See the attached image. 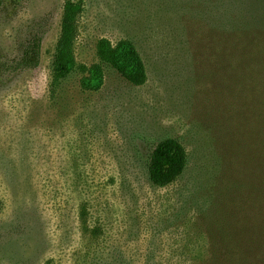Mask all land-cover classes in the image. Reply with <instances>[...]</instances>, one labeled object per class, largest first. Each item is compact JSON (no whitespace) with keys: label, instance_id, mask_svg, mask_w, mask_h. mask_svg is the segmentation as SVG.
I'll list each match as a JSON object with an SVG mask.
<instances>
[{"label":"rangeland","instance_id":"1","mask_svg":"<svg viewBox=\"0 0 264 264\" xmlns=\"http://www.w3.org/2000/svg\"><path fill=\"white\" fill-rule=\"evenodd\" d=\"M66 1L0 0V264H264L263 70L204 12L72 0L76 64H100V40L127 39L147 81L104 65L97 92L80 74L53 90ZM35 36L39 66L17 69ZM167 138L190 165L156 188L148 158Z\"/></svg>","mask_w":264,"mask_h":264},{"label":"trees","instance_id":"2","mask_svg":"<svg viewBox=\"0 0 264 264\" xmlns=\"http://www.w3.org/2000/svg\"><path fill=\"white\" fill-rule=\"evenodd\" d=\"M173 9V15L180 17V9L189 11L196 17L202 12L210 17L212 29L220 33V38L234 45L242 46L241 56L254 60L257 69L264 72V0H165L162 9ZM83 11L81 1L67 0L63 6L61 32L52 61L53 90L63 80L80 74V87L85 92H97L104 84L103 66L118 73L127 83L140 87L147 81V71L135 45L130 40H121L112 45L108 40H100L96 53L100 64L89 68L77 65L73 58V43L77 34L78 17ZM221 15H218V13ZM213 22V23H212ZM210 27L211 25H209ZM256 49V50H255ZM41 40L37 36L26 43L20 60L19 70L35 69L39 66ZM256 69V70H257ZM259 81L263 78L260 74ZM264 88V84H263ZM264 98V95H263ZM263 110L264 103L262 102ZM190 158L180 141L167 138L152 150L147 163V177L152 186L165 188L178 181L187 171Z\"/></svg>","mask_w":264,"mask_h":264}]
</instances>
